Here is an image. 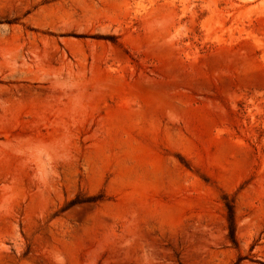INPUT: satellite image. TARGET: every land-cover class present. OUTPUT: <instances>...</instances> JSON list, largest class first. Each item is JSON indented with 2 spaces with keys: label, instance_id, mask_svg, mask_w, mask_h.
I'll return each instance as SVG.
<instances>
[{
  "label": "rangeland",
  "instance_id": "1",
  "mask_svg": "<svg viewBox=\"0 0 264 264\" xmlns=\"http://www.w3.org/2000/svg\"><path fill=\"white\" fill-rule=\"evenodd\" d=\"M0 264H264V0H0Z\"/></svg>",
  "mask_w": 264,
  "mask_h": 264
}]
</instances>
